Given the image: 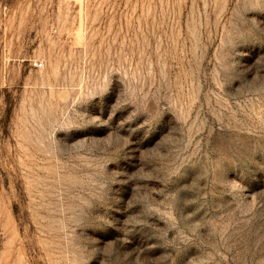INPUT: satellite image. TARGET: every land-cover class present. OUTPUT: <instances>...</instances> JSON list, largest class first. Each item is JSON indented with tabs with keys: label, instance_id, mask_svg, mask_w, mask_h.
<instances>
[{
	"label": "rangeland",
	"instance_id": "374dc122",
	"mask_svg": "<svg viewBox=\"0 0 264 264\" xmlns=\"http://www.w3.org/2000/svg\"><path fill=\"white\" fill-rule=\"evenodd\" d=\"M0 264H264V0H0Z\"/></svg>",
	"mask_w": 264,
	"mask_h": 264
},
{
	"label": "built area",
	"instance_id": "2783aa9c",
	"mask_svg": "<svg viewBox=\"0 0 264 264\" xmlns=\"http://www.w3.org/2000/svg\"><path fill=\"white\" fill-rule=\"evenodd\" d=\"M35 66H39V67H41L43 64H42V62H40V61H35Z\"/></svg>",
	"mask_w": 264,
	"mask_h": 264
}]
</instances>
